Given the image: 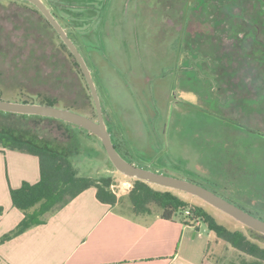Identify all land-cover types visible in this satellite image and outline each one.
Listing matches in <instances>:
<instances>
[{
	"label": "rangeland",
	"instance_id": "1",
	"mask_svg": "<svg viewBox=\"0 0 264 264\" xmlns=\"http://www.w3.org/2000/svg\"><path fill=\"white\" fill-rule=\"evenodd\" d=\"M13 1L0 0V50L9 46V50L0 51L4 95L13 96L23 86L33 93L70 101L81 92L89 95L92 107L86 116L97 120L90 88L61 39L54 35L52 46L45 35L27 33L30 23L39 22L48 31L45 18L38 8ZM42 1L64 24L85 58L106 125L125 160L166 176L196 182L264 221V90L258 97L256 90L248 97L247 100L254 98V103L229 102L230 90L222 85L228 96L222 92L214 76L216 63L189 48V40L180 31L185 10L192 3L198 4V0ZM249 4L251 14L256 12L252 5L260 6V12H264V0ZM251 19L250 44L257 46L260 44L255 32L264 30V19ZM189 29L202 32L199 24ZM260 47L254 56L264 62V43ZM37 72L44 76H36ZM256 81L255 87H264V82ZM218 116L236 120L250 127V132ZM0 134L48 146L61 154H67L77 140L85 153L73 157L80 176H112L117 181L114 190L118 194L128 192L124 185H134L132 178L114 167L101 140L75 125L0 112ZM152 186L203 207L218 224L241 232L264 247V237L203 200L182 191ZM201 225L203 232L207 225ZM211 236L212 249L219 258L236 262L241 259L243 254Z\"/></svg>",
	"mask_w": 264,
	"mask_h": 264
},
{
	"label": "trees",
	"instance_id": "2",
	"mask_svg": "<svg viewBox=\"0 0 264 264\" xmlns=\"http://www.w3.org/2000/svg\"><path fill=\"white\" fill-rule=\"evenodd\" d=\"M251 1L252 0H198V4L192 3L190 7H188V3V8L186 7L187 10H185V14L183 15L184 26H182L180 31V33L186 35V39L189 40V48L191 50H198L199 52L204 53L206 57H211L216 63L214 67L217 71L214 76L218 79L220 90H222V92H225L226 95L228 92L223 89L222 85L227 86L226 88L230 90L229 96H227L229 97V102L232 103L238 101L241 103H247L251 100V102L254 103L255 99L253 98V100L251 99L252 97H250V100H247L248 97L252 96V92L255 93V90L257 91L255 97H258L257 94L264 90V87L259 88L254 86L258 83L256 80L264 82V62L262 60L257 61L258 58L254 56L255 50L261 49L260 45L264 43V30L255 32L256 42L260 45H251L249 37L250 19L263 20L264 12H260V6L252 5L256 12L251 14L249 4ZM13 2L29 4L37 9L32 3L25 0H14ZM160 3H162V1ZM235 9H238L239 11L235 12ZM43 18H45L44 15ZM45 22L48 31L43 29L39 22V24L30 23L31 26L28 28L27 33L28 31L33 34L41 33L48 37L49 42L54 46V35L59 38L60 36L46 18ZM197 24L200 25L202 32L190 31L189 28L192 25ZM62 26L65 28L64 24ZM49 33H51V36ZM261 37H263V39H260ZM61 43L62 46L68 50L74 61V65L79 69L83 79L86 80L79 63L62 39ZM226 44L229 45V48L227 51H224L223 48ZM8 48L9 46L7 47L6 45L0 51L4 52V50H9ZM255 62L257 64H255ZM35 74L38 77L44 76H41L38 72ZM58 78L59 77L56 79ZM57 81L59 82V80ZM3 82H5V80ZM15 87L17 88L18 84ZM4 88V85L0 84L1 100L54 106L84 115H89V113H91L92 107L90 106L89 95L86 97L81 92H79L78 97L75 100L69 101L68 99H63L61 97L33 93L23 86L18 87V93L8 97L7 95H4ZM23 88L25 90H21ZM24 116L64 122L58 119L36 115ZM219 118L250 132V127L243 126L240 123H237L236 120L226 119L224 117ZM64 123L68 125L70 124L67 122ZM78 128L87 132L89 136L98 138L89 131L80 127ZM251 131L257 133L254 130ZM112 140L118 150V146L113 138ZM74 141L73 148L70 149L67 154H61L52 150L48 146H36L27 141L17 140L9 135L0 134V147L38 157L41 173V179L38 183L31 184L24 181L20 188L10 189L13 206L21 210L25 214V217L14 230L0 239V243L10 240L34 225L42 224L44 222V216L49 211L58 206L66 205L87 189L95 188L97 199L104 204L115 206L121 202V198H119L112 189V186L117 187V181H115L114 177L107 176L94 178L79 175L78 170L74 166L73 157L85 153L82 148H80L81 145L79 142L77 140ZM102 148L106 154L103 145ZM132 179L134 185L127 192L126 199L130 204V210L134 214H148L151 212V208L155 205L162 210V217L164 219L171 220L178 214L185 217L184 211L186 208L192 207L191 216H187V218L185 217L188 222L192 223L193 221L200 219L201 222L208 226L210 231L216 234L218 239L232 246L240 254L251 258L248 260L241 255V259L236 262L234 259L228 261L224 257H221L218 259V262H222L223 264H264V247L261 246L259 242L248 238L241 232L231 231L218 224L211 214H209V212L203 207L184 201L172 192L158 191L154 189L152 184L145 181L135 178ZM207 205L213 208L211 205ZM248 229L264 237V235L259 232L254 231L251 228Z\"/></svg>",
	"mask_w": 264,
	"mask_h": 264
},
{
	"label": "crops",
	"instance_id": "3",
	"mask_svg": "<svg viewBox=\"0 0 264 264\" xmlns=\"http://www.w3.org/2000/svg\"><path fill=\"white\" fill-rule=\"evenodd\" d=\"M40 179L38 157L0 150V239L25 217L10 189ZM118 197L121 202L111 206L97 199L95 188L85 190L49 211L42 224L0 243V264H220L208 226L202 232L184 216L164 219L159 207L136 215L127 192Z\"/></svg>",
	"mask_w": 264,
	"mask_h": 264
},
{
	"label": "water",
	"instance_id": "4",
	"mask_svg": "<svg viewBox=\"0 0 264 264\" xmlns=\"http://www.w3.org/2000/svg\"><path fill=\"white\" fill-rule=\"evenodd\" d=\"M25 1L32 3L35 7L38 8V10L49 21V23L52 25V27L55 29V31L58 33L62 41L69 48V50L74 55L77 62L79 63L94 99V103L97 111V120L91 119L86 115L64 108L36 104V103L13 102V101L1 100V99H0V111L7 113H14V114L36 115V116L54 118L76 125L80 128H83L89 131L91 134H94L101 140L102 145L114 167L117 169V171H119L121 174L125 175L126 177L135 178L138 180L145 181L152 185H157L167 189L182 191L192 196H195L203 200L207 204L211 205L212 207L229 215L230 217L240 222L244 226L251 228L254 231H257L260 234L264 235L263 220L251 215L242 208L236 206L235 204L224 199L223 197L217 195L213 191L199 184L184 179L166 176L146 168L135 166L132 163L125 160L122 157V155L119 153L117 148L115 147L111 134L106 125L102 103L97 90V86L85 58L79 51L76 44L69 37L65 28L52 14L51 9L48 8L42 0H25Z\"/></svg>",
	"mask_w": 264,
	"mask_h": 264
},
{
	"label": "built area",
	"instance_id": "5",
	"mask_svg": "<svg viewBox=\"0 0 264 264\" xmlns=\"http://www.w3.org/2000/svg\"><path fill=\"white\" fill-rule=\"evenodd\" d=\"M132 187L133 186L131 185V183L128 185V187H126L124 185V188L126 189V191H129ZM115 188H116V186H112L113 191L116 193V191L114 190ZM116 194L119 195L118 193H116ZM191 210H192V207H189V208H186V210L184 211V215H185L186 218H187V216H191ZM201 223L202 222H201L200 219H197V220L192 222V224L196 225V226H199Z\"/></svg>",
	"mask_w": 264,
	"mask_h": 264
},
{
	"label": "flooded vegetation",
	"instance_id": "6",
	"mask_svg": "<svg viewBox=\"0 0 264 264\" xmlns=\"http://www.w3.org/2000/svg\"><path fill=\"white\" fill-rule=\"evenodd\" d=\"M52 14H53V12H52ZM54 15V14H53ZM55 16V15H54ZM56 19H57V17H55ZM58 21H59V19H57ZM60 22V21H59ZM61 24V23H60Z\"/></svg>",
	"mask_w": 264,
	"mask_h": 264
}]
</instances>
